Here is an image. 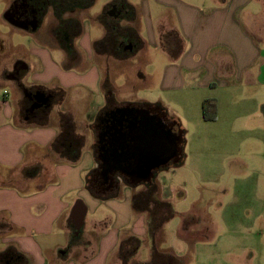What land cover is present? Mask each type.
Here are the masks:
<instances>
[{"label": "rangeland", "instance_id": "obj_1", "mask_svg": "<svg viewBox=\"0 0 264 264\" xmlns=\"http://www.w3.org/2000/svg\"><path fill=\"white\" fill-rule=\"evenodd\" d=\"M12 1L0 0V37L5 39L7 60H12L17 54L27 63L33 64L34 69L28 79L44 82L42 84L52 95L58 92L60 79L57 78H61L68 86L77 83L94 86L93 73H88L86 80H78L74 76V63H58L62 62L63 56L68 59V53L60 48L59 42V46L50 48L49 35L51 31H58L57 26L60 25L53 8L47 11L38 28L28 30L11 23L5 15ZM138 1L126 0L133 4ZM113 4L117 5L116 9ZM121 8L123 4L120 1L94 0L89 7H77L67 17L81 23L89 34L86 39L91 42L101 39L105 34L102 21L111 29L119 25L120 18L117 20L116 16L120 14ZM125 16L124 21H128L129 16ZM135 16L137 18L136 13ZM136 22L138 25L134 26V30L141 28ZM20 31L39 33L35 36L36 33ZM74 31H78V27ZM137 32L146 40L145 31ZM124 33L133 35L130 31L119 30L120 35L114 37L117 42L113 47L95 45L96 53L102 51L117 53L118 57L129 56L126 60L112 58L103 61L100 65L103 78L109 80L117 101L127 97L136 102L146 94L148 96L144 98L152 102L158 98L157 81L162 54L149 45L141 51L123 49L120 40L121 35L125 36ZM82 39L81 31L77 38H73V45H79ZM86 39L82 46L87 43ZM17 43L19 46L14 45ZM92 45L94 43H91V49ZM40 46H48V51H53L51 57L54 60L51 61L54 66L49 54L40 50ZM39 53L43 54L48 67L46 74L42 73ZM91 65L87 63L83 71L87 73ZM141 73L149 74L146 81L142 79ZM54 76H57L56 79ZM6 87L11 95H17L11 86ZM79 94L81 96L77 87L69 89L70 100L73 101ZM244 102L247 110H244L247 114L244 117L232 112L228 117L217 116L214 121H205L199 115L195 118L185 110L177 109L175 113L164 110L163 116L166 115L167 121L170 120L173 131H178L181 126L185 132L179 161L172 160L157 168L153 182L148 184L150 188L142 182L129 184L123 181L120 193L109 198L99 197L95 200L88 191L86 175L83 180L78 179L76 163L79 160L72 164L63 162L49 147L41 157V160H46L45 163L52 166L55 173L49 181H34L21 172L10 182L6 178L0 186L1 193H15V197L1 195L3 200H0V209L20 206L21 222L24 224L22 228L6 234L5 242L0 240L1 253L7 252V256L10 254L12 258L19 256L21 259L17 260L21 261L30 259L32 264H68L65 259L67 256L69 260H74L73 264H78L76 261L83 257L89 262L93 261V264H123L126 257L127 264H158L159 258L162 264H264V129H257L264 126V118L253 114L252 101ZM70 105L77 112L74 130L77 128L79 134L84 136L81 157L87 152L88 141L84 144V139L89 137V130L85 120L89 116V107L94 105L93 98L86 92L83 101L75 102L74 105L71 102ZM11 183L16 187H12ZM71 188L72 191L68 192ZM150 189L157 193L159 201L170 205V211L167 209L153 213L149 210L145 213L134 208V195H140L141 203L138 206L142 208ZM61 193H80L77 200H83L91 208L83 227L72 225L64 229L58 221L46 228L41 220L45 203L51 204ZM57 213V210L52 211L54 215ZM155 226L156 230L153 229ZM182 234L186 239L181 237ZM129 238L136 242L124 243L123 259L121 246ZM10 239L15 241V249L9 247L7 241ZM168 254L177 257V262L166 256ZM21 261H17L18 264H25Z\"/></svg>", "mask_w": 264, "mask_h": 264}, {"label": "crops", "instance_id": "obj_2", "mask_svg": "<svg viewBox=\"0 0 264 264\" xmlns=\"http://www.w3.org/2000/svg\"><path fill=\"white\" fill-rule=\"evenodd\" d=\"M128 4L134 8L137 18L134 15L135 18L134 16L127 17L128 21H124L125 15L129 16L130 13L123 6L120 14L116 16L117 20L120 18V23L113 27L121 31L134 32L131 37L127 34L122 38L121 44H125L124 49L141 51L149 45L162 54L157 81L158 98L152 102L144 98L146 94L136 102L128 100L127 97L121 101L114 98V91L110 88L109 80L106 81L103 78L100 65L108 59L126 60L129 56L118 57L113 53L95 52V45L105 38L108 31L107 23L101 19L105 32L102 38L89 42L86 39L89 34L81 25L83 39L79 45L72 44L71 48L61 46L60 48L68 53V59L63 56L62 62H58L61 65H68L69 61L74 63L76 70L74 76L78 80H86L88 73H93L94 86L81 83L68 86L61 78H57L60 79L57 88L58 92L62 93V97L57 98L56 96L54 99L42 84L44 82L38 79L32 81L28 79L30 72L34 69L33 64L27 63L17 54L12 60H7L5 39L0 37V186L6 178L10 182L21 172L26 173L25 176L28 178L41 183H46L54 177L52 166L46 164V160H41L42 154L47 152L61 131L59 122L61 114L65 113L72 118L74 123L76 122L77 112L70 103L74 105L75 102L83 101L86 92L93 98L94 105L89 107L88 112V115L92 117L87 116L85 120V125L89 130V137L84 139V144L86 140L88 141L87 152L76 163L78 164L79 181L83 180L84 174L88 181L91 180L92 174L101 166V162L103 163L100 154L101 135L110 125V120L107 119L103 129L102 126L99 127V119L108 109L121 107L153 109L155 113H159L161 118L167 109L174 113L180 109L197 118L198 115L202 116L203 101L207 98H214L218 103L219 118L228 117L232 112L244 117L247 115L244 101L250 100L253 102V114L264 118V0H139L135 4L130 2ZM112 6L116 7V4ZM71 12H67L64 17L68 18L67 15ZM136 21L141 28L134 30V26L138 25ZM137 31H145L146 40ZM20 32L36 33L35 36L39 33V31ZM164 34H166L165 41ZM49 36L50 48L54 49V46H59L55 32L51 31ZM127 38L130 40L129 43ZM85 39L87 43L82 46ZM66 41L69 42V40ZM91 43H94L92 49ZM14 45L19 46V43ZM44 47L40 46L39 49L49 54L53 65L51 61L54 60L53 53H51L53 51L49 52L48 46ZM38 57L41 60L42 73L46 74L48 67L44 63V56L39 53ZM87 63H92V65L86 73L83 70H86ZM141 75L144 81L149 77L147 73H141ZM54 77L56 79L57 76ZM7 85L11 86L17 95L16 93L11 95L7 90ZM72 87H77L78 91H81V96L77 95L73 101L69 99V89ZM32 94L50 100L44 108L37 109L38 113L29 112L24 107L26 101L31 100L29 97L32 98ZM42 97L40 99L44 100ZM166 117L165 115V122L172 128V123L169 119L167 121ZM257 129L262 131L264 126ZM75 133L84 138L77 128ZM105 147L108 149L110 145L107 143ZM56 156L63 162L71 163L58 154ZM116 176L118 185L114 191L95 192L92 188H88L91 196L96 200L99 197L109 198L118 195L120 184L123 181L127 182L126 178L129 180L130 178L119 172ZM11 184L12 187H16L14 183ZM47 192L48 190L45 191ZM6 194L15 197L12 191L10 193L0 192V200H3L1 195ZM79 194L61 193L51 204L45 203V210L41 215L44 219L41 220L47 229L58 221L64 229L72 225L78 226L75 221L78 209H81L79 227L85 225L91 208L83 200H77ZM54 210L58 211L56 215L52 214ZM61 216L65 217L61 218ZM21 220L20 206L12 205L8 209L6 207L0 209V240L2 242H5L6 234L23 227ZM181 237L186 239L184 234ZM7 242L9 247L14 248L13 239ZM1 252L0 264H18L17 261H20L17 260L20 259L18 256L14 263L12 262L14 259L9 257L10 254L7 256V252L4 254ZM65 259L68 264H73L74 260H69V256ZM85 259L83 257L76 262L93 264L91 263L93 261L89 262ZM25 260L27 261H21V263L32 264L30 259L25 258Z\"/></svg>", "mask_w": 264, "mask_h": 264}, {"label": "water", "instance_id": "obj_3", "mask_svg": "<svg viewBox=\"0 0 264 264\" xmlns=\"http://www.w3.org/2000/svg\"><path fill=\"white\" fill-rule=\"evenodd\" d=\"M116 110H118V114L113 115L112 120L119 128L107 141L111 148L106 149L105 146L101 148L106 178L109 173L117 174L119 172L130 178V180L127 179L128 183L137 184L139 181L132 178L134 175L132 172L136 171L138 167L152 165L154 168H159L172 160L179 161L181 140L178 134L165 122L164 116L159 121L146 109L121 107ZM127 110L143 113L141 125L129 124V132L122 128V124L126 122L125 112ZM118 115L120 117H117ZM107 131L108 128L101 135L103 140L112 133L110 129ZM80 219L81 213L77 211L75 221L78 226Z\"/></svg>", "mask_w": 264, "mask_h": 264}, {"label": "trees", "instance_id": "obj_4", "mask_svg": "<svg viewBox=\"0 0 264 264\" xmlns=\"http://www.w3.org/2000/svg\"><path fill=\"white\" fill-rule=\"evenodd\" d=\"M121 2L123 4L124 7L127 8L128 12L130 13L129 18H132L135 14H134V8L132 6H130L126 0H116V2ZM94 2V0H52V8L54 10V13L56 15V18L58 20V31H54L55 34L57 35V39L59 40L60 46H62L63 48H68V47H72L73 44V38L78 36V34L81 32V23L74 18H65L64 15L67 12H71L74 11L77 7L80 8H85V7H89L90 5H92ZM58 9V11L56 10ZM105 24V23H104ZM78 27V31H74L76 28ZM113 28V27H112ZM107 34L105 36V38L98 42L97 44H105L107 46L113 47L114 44L117 42L116 38L119 37L120 34H118L117 29H111L109 27V25H107ZM121 31V30H120ZM132 34L134 33L133 31ZM125 34V33H124ZM129 36L131 37L132 35H130L129 33H127ZM125 34V35H127ZM72 37V38H71ZM116 37V38H114ZM121 37H125L124 35ZM128 39V38H127ZM66 40H69V42H67ZM130 40L128 39V42ZM121 42V40H120ZM121 44V43H120ZM123 49L125 48V44L122 43ZM117 54V53H116ZM121 57V56H120ZM54 98L57 96L58 97H62V93L57 92L55 95H53ZM217 110H218V103L217 100L214 98H207L203 101L202 103V116L203 119L205 121H214L217 119ZM70 120V121H69ZM60 128L61 131L59 133V135L57 136V138L54 140V142L51 144L50 146V150L53 149L54 152L56 154H58L61 158L71 162V163H75L79 160L80 158V154H81V145L83 143V137L82 136H78L75 133L74 130V122H72L71 118L68 117L66 114H61L60 115ZM184 130L181 129V127L179 126V129L177 131L178 136L180 137L181 140V148L184 145L185 139H184ZM148 188H150V186H147ZM157 193H155L154 190L150 189L149 193H146V199H145V203L143 204L144 206L142 208H140L138 206L139 203H141L139 201V197L140 195H134V208L137 211L140 212H149L152 211L154 212H160L163 210H169L170 211V205L167 202L164 201H159L157 198ZM158 204H161V206ZM157 210V211H155ZM154 230L157 229V227L155 226L153 228ZM135 239L133 238H129L128 242L125 241L123 242V245L121 246V255L122 257L125 256L124 255V248L126 247V244H128L129 242L131 243L132 241H134ZM136 242V240H135ZM154 252V251H153ZM152 252V255H153ZM155 255H159L156 251L154 252ZM169 256L170 258L172 257L174 259V263L177 262V257L173 256V255H166ZM162 259L164 258V256H161ZM124 259V257H123ZM126 259L127 257L124 259L123 264H127L126 263ZM156 262V260H155ZM154 262V263H155ZM162 260L161 258L158 259V264H162ZM171 263V262H170Z\"/></svg>", "mask_w": 264, "mask_h": 264}, {"label": "flooded vegetation", "instance_id": "obj_5", "mask_svg": "<svg viewBox=\"0 0 264 264\" xmlns=\"http://www.w3.org/2000/svg\"><path fill=\"white\" fill-rule=\"evenodd\" d=\"M50 8H52V0H13L12 3L8 6L7 13L5 12V15H7L8 19H10L11 23L18 24V26L23 27V28L25 27L28 30H30L33 28L35 29L38 28V26L41 24L43 20V17L46 15L47 11ZM114 9H116V7H114ZM40 97L42 96L36 97L34 94H32V98L31 96L29 97V99L31 100L29 101L27 100L24 107L28 109L29 112L38 113V110L44 108L46 106V103L50 101L48 97H47L48 100L45 99V97H42L44 99L42 100L40 99ZM52 97L54 99V96H51V98ZM36 98L38 99L37 101H36ZM116 109L117 108L108 109L101 115L99 119V123H100L99 127L102 126V128L104 129V124L107 122V119L109 118L110 125L107 126V128H108V131L109 129L112 130V133L107 135V138H105V140L102 139L101 147H104L107 145V141L111 139V135L115 134L119 128L118 125L115 124L114 121L112 120V116L115 114H118V110ZM146 110H149L150 114L153 117H156L157 119H159V121H161V116L159 115V113H155V110L153 109H146ZM125 113H126L125 114L126 122L122 124V128L125 129V131L129 132L128 131L129 124L136 123L137 124L136 126L141 125L143 113H141L140 111H131V110H127ZM117 117H120V115H118ZM102 153H103L102 150H100L101 156H102ZM100 165L101 166L97 169V171H95L92 174L91 180L88 181L89 188H92L93 191L95 192H100V191L102 192L103 190L104 192L114 191V189L118 185L116 182L117 180L116 175L118 173L117 174L109 173L108 177L106 178L104 175V168H103L104 160H103V163L101 162ZM156 169L157 168H154L152 165L150 166L146 165L140 168L138 167L136 171L132 172L134 174L132 175V178L135 179L136 181H139V182H142L148 185L153 182V177L156 172ZM77 211L81 213V209H78ZM9 257L11 259H14L12 261L14 263L16 261V258H18L17 256H15L14 258H12L11 256Z\"/></svg>", "mask_w": 264, "mask_h": 264}]
</instances>
